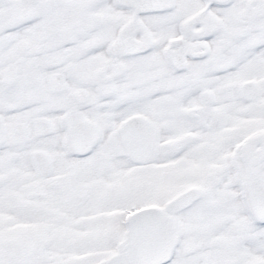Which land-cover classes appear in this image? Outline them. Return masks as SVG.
Listing matches in <instances>:
<instances>
[{
    "label": "snow or ice",
    "instance_id": "obj_1",
    "mask_svg": "<svg viewBox=\"0 0 264 264\" xmlns=\"http://www.w3.org/2000/svg\"><path fill=\"white\" fill-rule=\"evenodd\" d=\"M0 264H264V0H0Z\"/></svg>",
    "mask_w": 264,
    "mask_h": 264
}]
</instances>
